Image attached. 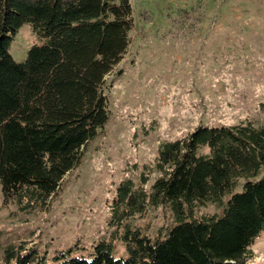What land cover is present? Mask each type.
<instances>
[{
    "label": "trees",
    "instance_id": "1",
    "mask_svg": "<svg viewBox=\"0 0 264 264\" xmlns=\"http://www.w3.org/2000/svg\"><path fill=\"white\" fill-rule=\"evenodd\" d=\"M29 25L36 43L23 61L9 53ZM133 25L130 0H0V190L4 204L34 208L107 122L105 76L123 58ZM264 125L243 120L198 126L163 140L134 180L122 179L110 205V239L88 259L70 250L47 262L23 244L2 250L4 264H248L264 230ZM152 175L154 180L146 188ZM260 175V177H259ZM240 187V189H238ZM207 205L219 214H200ZM165 207L172 225L154 237L129 222ZM120 228L122 231L119 232ZM120 239L125 256H114Z\"/></svg>",
    "mask_w": 264,
    "mask_h": 264
},
{
    "label": "rangeland",
    "instance_id": "2",
    "mask_svg": "<svg viewBox=\"0 0 264 264\" xmlns=\"http://www.w3.org/2000/svg\"><path fill=\"white\" fill-rule=\"evenodd\" d=\"M130 3V44L105 76L109 116L80 163L64 176L53 197L32 209L4 204L0 190V264L3 248L20 244L36 248L47 262L67 250L88 259L99 240L110 239L115 188L126 177L137 179L161 141L180 138L200 125L243 120L264 125V0ZM33 43L35 36L23 24L10 44L13 60L23 61ZM197 213L220 210L207 205ZM129 224L154 237L172 219L167 208L157 207ZM113 246L114 256L126 255L120 239ZM251 250L248 264H264V230Z\"/></svg>",
    "mask_w": 264,
    "mask_h": 264
}]
</instances>
